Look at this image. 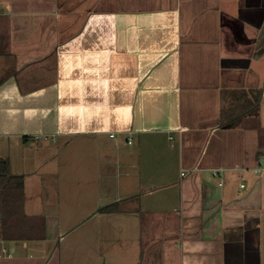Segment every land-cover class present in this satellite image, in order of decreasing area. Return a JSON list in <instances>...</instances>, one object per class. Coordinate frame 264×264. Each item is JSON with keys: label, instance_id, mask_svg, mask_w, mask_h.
Here are the masks:
<instances>
[{"label": "crops", "instance_id": "0c3cea01", "mask_svg": "<svg viewBox=\"0 0 264 264\" xmlns=\"http://www.w3.org/2000/svg\"><path fill=\"white\" fill-rule=\"evenodd\" d=\"M0 160V264H264V0H0Z\"/></svg>", "mask_w": 264, "mask_h": 264}, {"label": "rangeland", "instance_id": "374dc122", "mask_svg": "<svg viewBox=\"0 0 264 264\" xmlns=\"http://www.w3.org/2000/svg\"><path fill=\"white\" fill-rule=\"evenodd\" d=\"M81 167L82 168L80 169L79 172H82L83 174H94L96 172L95 166L94 165L91 166V164H89V163H87L85 165H81ZM83 185H86L88 190L91 188L90 191L95 190V188L92 187L93 186L92 182H89V181L82 182V186ZM87 189L84 188L83 190L87 191ZM79 201H80V207H83V208H91L94 205V203H96L95 197L94 196L90 197L89 193L84 194V196H82L79 199ZM89 226H90V224L87 223L86 225H83L82 227H80V229L78 231L80 236H85L84 233H87V231L89 230Z\"/></svg>", "mask_w": 264, "mask_h": 264}, {"label": "trees", "instance_id": "16d2710c", "mask_svg": "<svg viewBox=\"0 0 264 264\" xmlns=\"http://www.w3.org/2000/svg\"><path fill=\"white\" fill-rule=\"evenodd\" d=\"M0 163L3 165L4 171H7L8 170L7 169L8 168V162L6 160H0ZM12 180L15 181V183L17 184V186L21 190L23 189V177L22 176H12ZM102 210L108 211V212L117 211V206H116V204L106 205V206L102 207Z\"/></svg>", "mask_w": 264, "mask_h": 264}, {"label": "built area", "instance_id": "2783aa9c", "mask_svg": "<svg viewBox=\"0 0 264 264\" xmlns=\"http://www.w3.org/2000/svg\"><path fill=\"white\" fill-rule=\"evenodd\" d=\"M111 136H114V134H111Z\"/></svg>", "mask_w": 264, "mask_h": 264}]
</instances>
